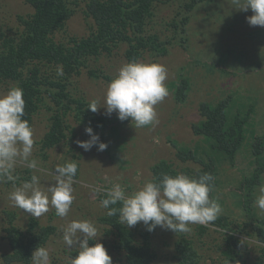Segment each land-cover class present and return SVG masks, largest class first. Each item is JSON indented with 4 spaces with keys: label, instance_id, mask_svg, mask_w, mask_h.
Instances as JSON below:
<instances>
[{
    "label": "rangeland",
    "instance_id": "rangeland-1",
    "mask_svg": "<svg viewBox=\"0 0 264 264\" xmlns=\"http://www.w3.org/2000/svg\"><path fill=\"white\" fill-rule=\"evenodd\" d=\"M184 1L165 0L155 3L154 14L147 18L144 33H157L161 39L170 40L167 45L168 53L158 55L147 49L136 60L158 62L168 70L165 84L169 95L155 106L158 123L135 128L130 118L120 121L115 112L111 116L107 115L105 106L101 105L97 112L105 118V124L102 128L98 127V131H101L102 142L107 143L108 147L104 151H98L96 147L84 151L76 141L88 140L90 137L73 112L64 117L70 125L67 131L72 130L73 137L51 148H44L41 139L49 130L52 111L42 104L35 114L32 129L36 142L30 159L37 161L36 169L28 167L26 162L18 161L12 173L14 180L0 179V264H5L3 254L10 251L8 239L5 238L6 229L14 224L26 231L33 217L15 207L9 195L24 182H30L33 175L38 177V186L47 191L55 184L54 172L57 165L63 166L68 162L78 165V174L73 182L74 201L68 215L58 217L50 205L47 213L39 218L33 217L40 225L53 224L56 227V232L43 246L49 251L51 264H70L73 257L69 252L76 248L65 245L63 230L73 220L92 221L98 229V242L115 243L114 234L108 235L107 227L99 220L107 210L100 204L103 192L111 190L117 184L126 193L138 190L153 178L152 166L161 159L171 161L180 171L183 168L193 171L202 168L201 162L184 161L178 156L180 146H190L198 137L202 138L193 130V124L203 118L200 112L202 101L218 103L228 98L232 105L236 103L233 114L239 112L241 117L249 114L250 119L264 120V27L249 25L246 17L252 15L251 9L247 12L239 10L234 7L232 0H207L189 12L185 27L175 31L170 27V21L175 17H183L177 11ZM70 2L75 12L65 27L55 32L54 38L57 41L67 42L72 36H85L91 32L93 18L86 11V2ZM33 11L34 8L27 0H0V30L10 32L18 25V14L26 15ZM228 21L233 24L228 25ZM126 48L127 45L122 44L110 54L89 59L83 72L71 78L69 87L78 95H84L86 100L96 99L103 104L108 83L123 64L131 62L126 58ZM40 67L44 73L43 78H57L58 68H51L48 64ZM89 68L102 69L112 78L103 77L100 73L96 77H90L87 73ZM180 73L188 76L190 83L188 92L182 99L174 92V82L178 80ZM12 87H17V84L0 76V95L6 94ZM47 96L45 94V102L50 105L51 101ZM261 135L264 134H258V137ZM249 136L250 133L247 132L246 139ZM258 137L245 140L240 154L237 153L234 160L217 157L215 194L220 200L225 199V204H229L228 207L220 205L224 210L221 214L230 215L234 220L233 229H228L227 232H233L239 237L240 244L237 248L242 254L234 262L228 263L222 252L226 247L224 229L215 221L205 226L204 233H200V225L193 224L190 225L192 230L185 234L195 239L203 264L251 263L260 253L263 242L250 224L257 222L253 217L262 214L255 207L254 200L259 186L264 184V170L252 191L245 187L247 180L255 175L257 164L261 165L255 160V155H251ZM197 155L202 160L212 161L208 155ZM180 173L183 174L182 171ZM94 188L101 191H93ZM9 211L15 213L12 223L9 221ZM132 228L137 239L144 238L143 233H149L152 249L157 254L151 264H179L175 257L178 233L160 227L149 232L143 223ZM110 244L109 247L106 244L104 246L111 253L113 263L126 264L123 252H118Z\"/></svg>",
    "mask_w": 264,
    "mask_h": 264
},
{
    "label": "trees",
    "instance_id": "trees-1",
    "mask_svg": "<svg viewBox=\"0 0 264 264\" xmlns=\"http://www.w3.org/2000/svg\"><path fill=\"white\" fill-rule=\"evenodd\" d=\"M27 1L32 5L34 11L26 15L18 14V25L10 32L4 29L0 30V76L16 83L17 87L23 90V99L25 100L23 118L29 122L31 128L34 116L42 104L52 111L49 130L41 139L44 148H51L73 137L72 130L67 131L70 125L64 118L72 112L83 128L91 126L102 141V134L101 131H98V127L104 126L105 118L98 112L93 113L88 108L91 101L86 100L84 95H78L71 86L69 87V82L73 76L83 72L89 59L110 54L122 44L127 45L126 58L130 61L138 60L147 49L155 51L158 55L168 53L167 45L170 44V40L161 39L157 33H144L147 18L154 14L155 3L165 0H84L86 11L93 18L91 32L85 36H72L67 42L57 41L54 34L57 30L65 27L75 12L70 0ZM204 1L207 0H185L182 2L177 14L183 15V17L172 19L170 27L175 31L185 27L184 25L189 19V12ZM232 22L228 21V25H232ZM201 53L204 52L201 51ZM47 64L51 68H62L64 74L56 75L55 80L48 77L43 78L44 73L40 65ZM87 73L90 77H96L100 73L103 77L112 78L102 69L89 68ZM189 86L188 76L180 73L178 80L174 82V92L182 99L188 92ZM45 94H48L50 105L45 102ZM235 105L236 103L232 105L228 98L220 100L218 103L202 101L200 112H202L203 118L193 124L194 132L202 138L198 137L190 146H180L181 150L178 152L181 160L202 163V168L197 171L183 168L181 171L184 175L198 178L203 172L211 173L213 189L209 194L210 199L216 200L224 207H228L229 204H225V199L221 198L222 200H220L215 194L217 157H229L232 160L236 158V154L245 143L246 121L249 119V114H246L245 117H241L239 112L233 114ZM263 150L264 135L257 138L251 153L252 156L255 155V160L259 161L261 165L257 164L255 175L247 180L245 187L250 191L259 180L261 171L264 170V154L261 153ZM197 154L208 155L212 161L202 160ZM181 171L167 159H161L152 166L153 178L162 177L163 174L175 176L181 174ZM77 174L78 169L76 176ZM105 194L106 192H103L100 195L101 200L105 198ZM110 207L119 208L120 205ZM106 212L100 216L99 220L107 227L108 235L114 234L115 243L102 242L103 245L106 244L109 247L110 244L118 252H123L126 264H151L157 254L152 249L149 233H143L144 238L137 239L136 232L132 227L129 228L126 224L119 223V214L108 217ZM7 213L9 221L12 223L15 213L11 211ZM233 221L230 215L222 214L216 220V223L225 232L226 247L222 252L228 263L234 262L242 254V251L237 248L240 244L239 237L235 236L233 232H227L233 229ZM257 221L250 225L254 226L253 228L263 245L253 262L244 261L241 264H264V220ZM29 225L26 231L14 224L6 229L5 238L8 239L10 251L3 254L5 264H32L33 251L38 246L43 247L51 235L56 232V227L53 224L40 225L33 217H31ZM199 230L200 233H204L206 228L200 225ZM96 242L98 241H90V244ZM220 247L221 245L218 246V248ZM77 251L75 249L69 253L74 257ZM175 251V257L179 264H203L195 239L185 233H178ZM109 254L111 256V253Z\"/></svg>",
    "mask_w": 264,
    "mask_h": 264
},
{
    "label": "clouds",
    "instance_id": "clouds-1",
    "mask_svg": "<svg viewBox=\"0 0 264 264\" xmlns=\"http://www.w3.org/2000/svg\"><path fill=\"white\" fill-rule=\"evenodd\" d=\"M232 3L235 8L245 12L251 9L252 15L246 17L250 26L264 27V0H232ZM63 74L62 68H58L57 75ZM167 79L168 70L161 63L127 62L108 83L103 104L93 99L88 108L95 113L104 105L107 115L115 112L120 121L130 118L135 128L155 125L158 123L155 106L169 95L165 84ZM24 110L21 88L12 87L6 94L0 95V179L14 180L12 173L18 161L26 162L32 169L37 167V161L30 159L36 141L33 129L23 118ZM85 132L90 138L76 141L84 151H90L93 147L98 151L107 149V143L100 140L99 134L91 126L85 127ZM77 169L75 162L57 165L55 184L47 191L38 186V177L33 175L30 182H24L11 192L9 199L15 207L36 218L47 213L50 205L58 217H66L74 201L73 182ZM212 180L213 176L208 172H203L198 178L163 174L162 177L146 181L131 193H126L117 184L106 191L100 204L107 209L108 217L119 214V223L129 228L143 223L149 232L160 227L175 233H189L192 230L190 225L207 226L215 222L222 212L220 204L210 199ZM93 191L99 192L101 189L94 188ZM117 204L119 208L110 207ZM254 205L264 214V184L258 188ZM97 238L98 229L92 221H71L63 230L65 245L78 250L70 264H113L103 243H89ZM31 262L51 264L48 249L38 246L32 253Z\"/></svg>",
    "mask_w": 264,
    "mask_h": 264
},
{
    "label": "crops",
    "instance_id": "crops-1",
    "mask_svg": "<svg viewBox=\"0 0 264 264\" xmlns=\"http://www.w3.org/2000/svg\"><path fill=\"white\" fill-rule=\"evenodd\" d=\"M264 120H262V119H260V118H258V119H247V121H246V131L248 132V133H250V136L249 137H247V139L246 140H248V139H253V138H255V137H258V134H264V126H262V124L264 123L263 122ZM262 136V135H261ZM248 142V141H247ZM245 144V143H244ZM243 144V145H244ZM243 147V146H242ZM241 147V148H242ZM240 148V149H241ZM239 149V151H238V154H240V150ZM261 153H264V150H263V152H261ZM251 163H253V162H251ZM254 219H256V220H264V215L263 214H260L258 217L256 216V217H253ZM258 222V221H257ZM264 225V224H263Z\"/></svg>",
    "mask_w": 264,
    "mask_h": 264
}]
</instances>
